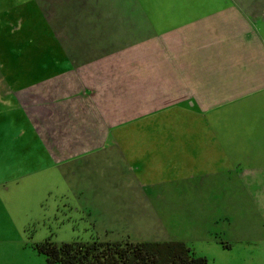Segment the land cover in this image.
Masks as SVG:
<instances>
[{
    "label": "crops",
    "instance_id": "0c3cea01",
    "mask_svg": "<svg viewBox=\"0 0 264 264\" xmlns=\"http://www.w3.org/2000/svg\"><path fill=\"white\" fill-rule=\"evenodd\" d=\"M0 15L39 80L0 106L2 207L17 186L24 205L214 186L264 208V0H0Z\"/></svg>",
    "mask_w": 264,
    "mask_h": 264
},
{
    "label": "rangeland",
    "instance_id": "374dc122",
    "mask_svg": "<svg viewBox=\"0 0 264 264\" xmlns=\"http://www.w3.org/2000/svg\"><path fill=\"white\" fill-rule=\"evenodd\" d=\"M10 18L13 20H6ZM23 18L22 26L27 22ZM6 19L0 15V106L12 101L8 91L15 87L16 104L23 108L20 104L25 101V82L29 85L39 80L26 79L23 73L24 26H15L18 23L14 16ZM77 165V161H72L64 167L71 175L72 170L77 175L81 167ZM229 188L223 192L214 186L208 191H176L169 205H163L164 201L158 200L152 190L114 189L97 195L85 192L80 201L71 191V201L62 204L50 194L45 205H39L40 198L32 205H24L23 189L17 186L15 192L20 197L3 207L0 203V264H44V255L34 243L45 239L56 243L179 239L193 254L203 256L204 264H264L261 194ZM229 196L239 203H235L234 210L228 203ZM86 203L89 213L83 207Z\"/></svg>",
    "mask_w": 264,
    "mask_h": 264
},
{
    "label": "trees",
    "instance_id": "16d2710c",
    "mask_svg": "<svg viewBox=\"0 0 264 264\" xmlns=\"http://www.w3.org/2000/svg\"><path fill=\"white\" fill-rule=\"evenodd\" d=\"M44 264H204L179 239L61 241L34 243Z\"/></svg>",
    "mask_w": 264,
    "mask_h": 264
}]
</instances>
